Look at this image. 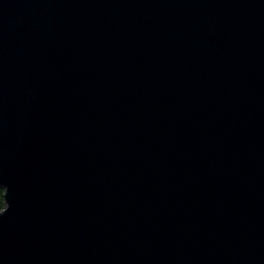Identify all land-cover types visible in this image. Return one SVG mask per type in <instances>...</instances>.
I'll list each match as a JSON object with an SVG mask.
<instances>
[{
	"label": "water",
	"instance_id": "1",
	"mask_svg": "<svg viewBox=\"0 0 264 264\" xmlns=\"http://www.w3.org/2000/svg\"><path fill=\"white\" fill-rule=\"evenodd\" d=\"M0 264H264V0H0Z\"/></svg>",
	"mask_w": 264,
	"mask_h": 264
},
{
	"label": "trees",
	"instance_id": "2",
	"mask_svg": "<svg viewBox=\"0 0 264 264\" xmlns=\"http://www.w3.org/2000/svg\"><path fill=\"white\" fill-rule=\"evenodd\" d=\"M5 190L0 186V210H2L5 206Z\"/></svg>",
	"mask_w": 264,
	"mask_h": 264
}]
</instances>
